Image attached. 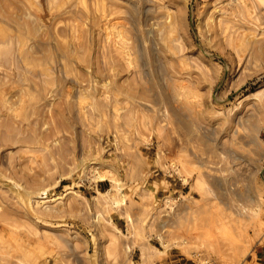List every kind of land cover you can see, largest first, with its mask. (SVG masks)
Here are the masks:
<instances>
[{
    "label": "rangeland",
    "instance_id": "1",
    "mask_svg": "<svg viewBox=\"0 0 264 264\" xmlns=\"http://www.w3.org/2000/svg\"><path fill=\"white\" fill-rule=\"evenodd\" d=\"M0 264H264V0H0Z\"/></svg>",
    "mask_w": 264,
    "mask_h": 264
}]
</instances>
